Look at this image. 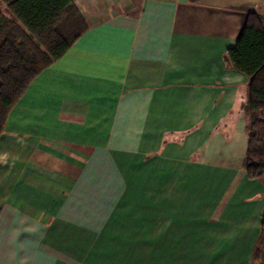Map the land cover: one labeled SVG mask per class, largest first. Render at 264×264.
Instances as JSON below:
<instances>
[{
  "label": "crops",
  "instance_id": "obj_1",
  "mask_svg": "<svg viewBox=\"0 0 264 264\" xmlns=\"http://www.w3.org/2000/svg\"><path fill=\"white\" fill-rule=\"evenodd\" d=\"M73 2L87 28L0 132V264H264L226 58L264 0Z\"/></svg>",
  "mask_w": 264,
  "mask_h": 264
},
{
  "label": "trees",
  "instance_id": "obj_2",
  "mask_svg": "<svg viewBox=\"0 0 264 264\" xmlns=\"http://www.w3.org/2000/svg\"><path fill=\"white\" fill-rule=\"evenodd\" d=\"M0 132L31 79L60 58L87 28L73 0H0ZM226 58L248 81L243 106L248 177L264 174V15L251 13ZM264 231V216L262 220Z\"/></svg>",
  "mask_w": 264,
  "mask_h": 264
},
{
  "label": "rangeland",
  "instance_id": "obj_3",
  "mask_svg": "<svg viewBox=\"0 0 264 264\" xmlns=\"http://www.w3.org/2000/svg\"><path fill=\"white\" fill-rule=\"evenodd\" d=\"M262 176H264V174Z\"/></svg>",
  "mask_w": 264,
  "mask_h": 264
}]
</instances>
